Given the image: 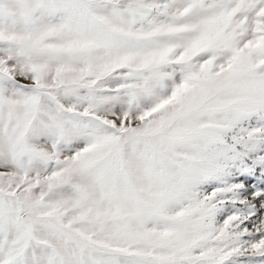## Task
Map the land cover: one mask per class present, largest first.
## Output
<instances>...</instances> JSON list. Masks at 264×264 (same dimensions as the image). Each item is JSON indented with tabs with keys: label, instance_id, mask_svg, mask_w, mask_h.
Masks as SVG:
<instances>
[{
	"label": "snow or ice",
	"instance_id": "1",
	"mask_svg": "<svg viewBox=\"0 0 264 264\" xmlns=\"http://www.w3.org/2000/svg\"><path fill=\"white\" fill-rule=\"evenodd\" d=\"M0 264H264V0H0Z\"/></svg>",
	"mask_w": 264,
	"mask_h": 264
}]
</instances>
